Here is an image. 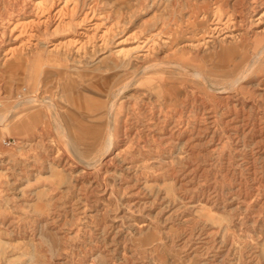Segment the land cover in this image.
<instances>
[{
  "label": "rangeland",
  "instance_id": "1",
  "mask_svg": "<svg viewBox=\"0 0 264 264\" xmlns=\"http://www.w3.org/2000/svg\"><path fill=\"white\" fill-rule=\"evenodd\" d=\"M0 264H264V0H0Z\"/></svg>",
  "mask_w": 264,
  "mask_h": 264
},
{
  "label": "bare ground",
  "instance_id": "2",
  "mask_svg": "<svg viewBox=\"0 0 264 264\" xmlns=\"http://www.w3.org/2000/svg\"><path fill=\"white\" fill-rule=\"evenodd\" d=\"M44 102V101H43ZM24 125H26V124H24ZM24 127V126H23ZM25 129V128H24ZM111 134H109V136H108V139H107V145H109V143H110V141H111ZM67 152V151H66ZM69 155V154H68ZM85 165H86V163H85ZM84 165V166H85ZM87 166V165H86Z\"/></svg>",
  "mask_w": 264,
  "mask_h": 264
},
{
  "label": "crops",
  "instance_id": "3",
  "mask_svg": "<svg viewBox=\"0 0 264 264\" xmlns=\"http://www.w3.org/2000/svg\"><path fill=\"white\" fill-rule=\"evenodd\" d=\"M23 126H24V128H26V127H27V125H24V124H23Z\"/></svg>",
  "mask_w": 264,
  "mask_h": 264
},
{
  "label": "built area",
  "instance_id": "4",
  "mask_svg": "<svg viewBox=\"0 0 264 264\" xmlns=\"http://www.w3.org/2000/svg\"><path fill=\"white\" fill-rule=\"evenodd\" d=\"M10 142L8 141V144H9Z\"/></svg>",
  "mask_w": 264,
  "mask_h": 264
}]
</instances>
